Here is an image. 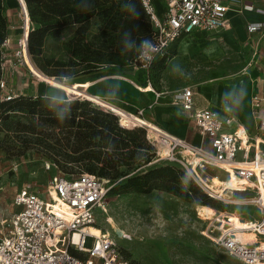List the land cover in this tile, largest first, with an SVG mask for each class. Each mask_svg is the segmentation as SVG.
Returning <instances> with one entry per match:
<instances>
[{"label":"trees","instance_id":"1","mask_svg":"<svg viewBox=\"0 0 264 264\" xmlns=\"http://www.w3.org/2000/svg\"><path fill=\"white\" fill-rule=\"evenodd\" d=\"M5 1L0 0V83L4 80V44L9 39ZM22 1L32 25L29 54L35 67L50 78L101 70L120 76H126L129 69L150 73L170 49L143 68L141 58L148 48L144 42L151 45L156 32L141 0ZM50 45L55 46L51 54ZM0 124L7 133L27 137L26 144L43 148L58 173L94 175L112 186L113 193L163 191L205 206L219 201L179 167L150 166L157 151L148 141L147 131L121 126L118 116L95 107L90 100L0 98Z\"/></svg>","mask_w":264,"mask_h":264},{"label":"built area","instance_id":"2","mask_svg":"<svg viewBox=\"0 0 264 264\" xmlns=\"http://www.w3.org/2000/svg\"><path fill=\"white\" fill-rule=\"evenodd\" d=\"M141 1L156 32L154 42L146 48L141 58L145 64L143 68H147L156 55L164 53L183 37L203 38L231 30L230 12L233 5L240 4L249 12L255 11L253 3L244 4V0H160V9H157L154 0ZM19 16L24 32L27 13L23 6ZM248 33L253 46L252 64L259 56L264 23L249 24ZM22 40L23 37L18 53L23 58ZM7 45L8 40L4 44V51ZM6 67L5 60L3 71ZM0 88L6 89L4 80ZM194 97L193 88H184L174 94L172 104L187 114L190 123L208 141L210 149L172 136L175 141H163V144H169L172 156L161 159L154 145L155 141L161 142V139L147 131L148 140L157 149L156 161L181 163L209 196L221 202L227 200L212 188L213 183L209 184L202 178L198 169L203 174L208 170H216L224 172L227 180L233 175L241 180L243 189L253 194L251 203L263 215L261 220H254L251 231H243L253 233L255 241L243 243L237 237L240 231L225 227L224 221H230L228 213H221L223 220L209 223L216 230L215 223L222 224L218 229L220 235L213 241L242 264H264V119L258 115L257 133L251 137L239 127L233 129V118L223 119L212 109H197ZM11 98L9 96L5 100ZM76 99L84 100L82 97ZM261 104L262 98L255 96L256 113L260 112ZM144 113V109H139L137 116L143 118ZM157 129L165 132L159 127ZM176 141L194 150L189 152L179 147ZM46 168L56 171L49 184L48 197H42L31 187L19 191L14 198L16 212L9 223L2 222L0 225V264H131L124 259L121 248L111 234L101 231L100 237H94L85 232L88 227H97L98 212L104 209L108 183L90 174L78 177L63 175L51 162L46 163ZM214 177L218 176L210 177L212 182ZM222 190L225 191L224 187ZM87 238L92 239L91 247H87Z\"/></svg>","mask_w":264,"mask_h":264},{"label":"rangeland","instance_id":"3","mask_svg":"<svg viewBox=\"0 0 264 264\" xmlns=\"http://www.w3.org/2000/svg\"><path fill=\"white\" fill-rule=\"evenodd\" d=\"M13 1L18 31H8V37L14 36L16 39L14 52L9 54L18 61L17 63H24V68L39 84L50 90L52 97L63 100L82 97L86 100L84 95L93 93L91 95L102 101L101 98L110 95L107 89L94 86L89 90L93 84L82 85L106 74V70L87 75L75 73L62 79L49 77L50 80L45 81L34 75L18 53L20 40L22 37L24 39L25 34L19 16L21 5L16 0ZM54 48L55 46L50 45L49 54L55 52ZM7 54V51H4L5 60ZM249 58L250 53L241 46L232 32L214 34L206 41L185 37L170 46L166 58L159 60L150 73L129 69L127 76L136 77L142 87L150 81L158 92L172 94L183 88L197 89L213 80L235 79L239 77ZM81 88H86L90 93ZM9 96L15 97L13 94ZM9 96L0 95V98L5 100ZM93 105L103 109L94 103ZM124 124L128 125L126 122ZM143 129L161 139V142H154L160 158H170L172 155L167 146L158 144H163V137ZM146 133L148 135V132ZM26 141L27 137L24 135L5 132L0 124V225L2 222L9 223L16 212L14 198L19 191L31 187L46 198L50 181L56 175L55 170L49 171L46 168V163L51 159L50 155L39 146L26 144ZM156 159L157 156L150 166L169 164L179 167L186 174L189 173V169L177 161L158 162ZM198 171L209 184L213 183V186H210L221 194V197L228 199L226 202L217 201L211 206H205L163 191L118 194L111 192L112 186L108 185L104 209L98 212L96 228L116 239L124 259L131 264H242L213 241L220 235L218 229L222 224L215 223L216 230L210 227L209 223L223 220L221 213H228L230 221H224L225 227L228 228L226 224H230L233 228H239L254 220H261L263 215L259 208L251 203L253 194L246 192L234 178L227 180L224 172L216 170H208L205 174L199 169ZM213 175L220 179L214 177L212 182L210 177ZM223 187L225 191L222 190ZM252 237L254 240L250 243L255 241L254 234ZM91 246L92 239L87 238V247Z\"/></svg>","mask_w":264,"mask_h":264},{"label":"crops","instance_id":"4","mask_svg":"<svg viewBox=\"0 0 264 264\" xmlns=\"http://www.w3.org/2000/svg\"><path fill=\"white\" fill-rule=\"evenodd\" d=\"M13 2V0H6L5 5L9 19V29L12 33H16L18 31V22L15 19L16 11L14 10ZM246 2L253 3L255 11L249 12L240 4L233 5L230 12L232 28L229 31L221 33L227 34L232 32L237 36L241 46L250 53L249 62L240 72L239 77L235 79L231 78L232 80H213L202 84L197 89L193 88V90L195 92L194 100L197 109H212L218 112L223 119L233 118V129L239 127L245 130L247 135L253 137L257 133L259 125L258 115L264 119V38L260 46L259 56L251 64L253 46L250 42L251 36L248 33V25L251 23H264V1L244 0V4ZM154 3L157 9H160V0H154ZM212 35L214 34L192 39L206 41ZM13 37L8 39L6 48L8 53L6 59L7 67L3 71L6 89L1 92V95L3 97L12 94L28 97H52L50 90L39 84L27 69L24 68V63H17L18 61L16 62L13 56L9 54L14 52L13 48L16 39ZM135 71L137 72L138 69ZM86 83L93 84L89 90L94 86L107 89L110 92L109 96L105 98H101L99 95L96 96L129 114L137 116L138 110L144 109L143 118H139L165 131L158 130L160 133L156 131L151 132L161 137H163L162 135H167L168 137L175 136L186 140L192 145L210 149L208 141L190 123L187 114L180 108L173 106L172 101L177 91L172 94L158 92L152 84L149 87V82L142 87L136 77L127 75L104 74ZM84 90L90 93L86 88ZM91 94L93 93L89 95ZM257 95L262 98L259 113H256L254 108V97Z\"/></svg>","mask_w":264,"mask_h":264},{"label":"bare ground","instance_id":"5","mask_svg":"<svg viewBox=\"0 0 264 264\" xmlns=\"http://www.w3.org/2000/svg\"><path fill=\"white\" fill-rule=\"evenodd\" d=\"M18 3H20L21 7L23 6L26 10V7L23 3L22 0H17ZM26 13H27V10H26ZM24 39H23V42L22 44L24 45L23 47V58H24V62L25 64L28 66L29 70L34 74L36 75L39 79L45 81V80H50L49 77L43 75L42 73H40L34 66L33 62L31 61V57H30V54H29V51H28V47H27V41H28V35H29V31H30V20L28 19V17L26 18L25 20V25H24ZM84 98L86 100H90L92 101L94 104H96L97 106H100L102 107L103 109H106L107 111H109L110 113L118 116L120 118V125L123 126V127H129V128H134V127H141V128H146L150 131H156V132H159L157 127L155 126H152L151 124H149L146 120L142 119V118H139L138 116L134 115V114H129L117 107H114L106 102H104L103 100H99L97 99L95 96L93 95H89V94H86L84 95ZM124 122H126L128 125L124 124ZM160 133V132H159ZM162 135V133H161ZM164 140H167V141H175L173 140L172 137H168L167 135H162ZM177 142V145L183 149H188L190 151H193L194 149L187 146L185 143L181 142V141H176ZM160 146L162 147H165L167 146V148L169 149V151H171V149L169 148V144L167 143L166 145L165 144H161V143H158ZM189 151V152H190ZM188 153V152H186ZM200 162V161H199ZM232 178H234L236 180V182L242 186V183H241V180H239L238 178H236L235 175L232 176ZM247 192V191H246ZM223 198V197H222ZM226 199V198H224ZM228 200V199H226ZM230 201V200H229ZM254 224L255 222H250L249 224H244L242 225L241 227L239 228H234V229H237L238 231H240L237 235L238 237V240L243 242V243H250V241L254 240V238L252 237V234L253 233H248V232H243V231H251V229L254 227ZM225 225V224H224ZM228 225V228L227 229H230V228H233L232 226H230V224H226ZM85 232L88 233L89 235H92L94 237H100L102 232L99 228H96V227H88L85 229ZM104 232V231H103ZM240 234V235H239Z\"/></svg>","mask_w":264,"mask_h":264},{"label":"clouds","instance_id":"6","mask_svg":"<svg viewBox=\"0 0 264 264\" xmlns=\"http://www.w3.org/2000/svg\"><path fill=\"white\" fill-rule=\"evenodd\" d=\"M145 47H150V45L147 43V41L144 42Z\"/></svg>","mask_w":264,"mask_h":264}]
</instances>
